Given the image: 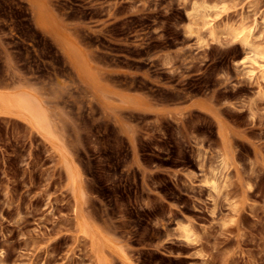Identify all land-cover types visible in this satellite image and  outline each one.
I'll return each mask as SVG.
<instances>
[{"label": "rangeland", "instance_id": "1", "mask_svg": "<svg viewBox=\"0 0 264 264\" xmlns=\"http://www.w3.org/2000/svg\"><path fill=\"white\" fill-rule=\"evenodd\" d=\"M193 3L219 5L218 26H264V0H0V90L45 109L80 174L84 215L116 248L108 264H127L119 252L130 264H264V96L239 44L188 32ZM188 100L194 110L164 107ZM223 141L230 166L213 191L204 180ZM62 160L0 116V264H97L76 241Z\"/></svg>", "mask_w": 264, "mask_h": 264}, {"label": "bare ground", "instance_id": "2", "mask_svg": "<svg viewBox=\"0 0 264 264\" xmlns=\"http://www.w3.org/2000/svg\"><path fill=\"white\" fill-rule=\"evenodd\" d=\"M219 5H207L193 3L190 12H187L188 25L187 30L191 34H196L200 29L205 30V36L209 41H216L219 36L230 37V40L239 44L243 50V57L238 64L242 67L243 75L247 78L256 80L259 83L258 94L264 96V46L256 39L264 38V26L257 32L259 22L256 18L247 22L242 18L236 24H224L222 26L215 25L212 17V12H217ZM223 7V6H221ZM264 25V14L261 16ZM201 21V25L198 22ZM206 39L199 34L197 41L204 43ZM205 45V43L203 44ZM76 72L79 76L88 78L87 64L85 60L73 52ZM126 104L129 101H125ZM213 113L212 110H207ZM0 116L12 117L19 121L26 123L31 130L35 131L44 140H46L62 157V164L67 172V178L71 187V192L74 200V214L76 220L77 237L76 241L80 243L82 240L86 242L88 252L97 264H108L107 251L114 252L116 250L114 244L109 241L100 230L93 226V224L86 218L83 213V190L81 187L80 174L77 167L68 157L64 148L59 143L55 132V126L48 117L45 109L39 101L29 94L23 92H13L7 89L0 90ZM218 133L224 139V131L222 123L218 121ZM207 154V149L204 148L201 157V164L203 167V159ZM217 163L208 166L207 176H205L204 183L209 189L217 191L220 182L224 181L226 171L230 166L231 155L223 141V147L217 156ZM179 237L186 243L193 244L197 241V233L190 225H182L179 227ZM119 255L125 260L127 264L130 261L125 255L119 252ZM121 258V259H122Z\"/></svg>", "mask_w": 264, "mask_h": 264}, {"label": "crops", "instance_id": "3", "mask_svg": "<svg viewBox=\"0 0 264 264\" xmlns=\"http://www.w3.org/2000/svg\"><path fill=\"white\" fill-rule=\"evenodd\" d=\"M195 101H192V100H188L187 102L185 103H182V104H174V105H164V107H169L170 110H171V113H174L177 112V111H182V112H186L185 110H188V111H191V110H194L192 108V105L194 104Z\"/></svg>", "mask_w": 264, "mask_h": 264}]
</instances>
